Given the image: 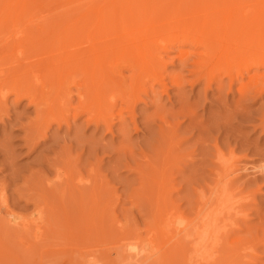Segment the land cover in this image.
<instances>
[{
	"label": "rangeland",
	"instance_id": "rangeland-1",
	"mask_svg": "<svg viewBox=\"0 0 264 264\" xmlns=\"http://www.w3.org/2000/svg\"><path fill=\"white\" fill-rule=\"evenodd\" d=\"M21 1L28 2L30 6L27 12L18 11V13H20V24L18 23L19 25L16 27L18 32H16L17 30L14 31L16 28H12V24L0 27V58H3V61L10 57L9 55L11 52L6 44H9L8 41L11 37L15 38L18 33L20 38L17 39V36L16 40L22 38V43V40L25 41L28 37L29 31L36 30L37 26L46 31L54 20L75 13V10L66 8L69 0ZM226 1L227 0L223 2V5L226 4ZM229 3L230 0H228L226 6ZM189 4H192V2ZM223 5L221 6L222 13L219 12L220 14L216 17L217 26L215 29L218 32V40L223 39V32L225 29L223 20L231 14V11H229L226 6L223 7ZM176 7L177 6L173 8L176 9ZM215 9L221 11L218 5ZM242 12L243 18L246 20L250 15L249 3L243 4ZM184 14L186 15L188 13H182L183 18H185L184 21L182 16H180L179 20L181 19V26L188 22ZM0 15L9 18H13L14 16L10 15L9 12H0ZM171 17L170 20L172 19L173 21L166 19L167 22L165 21L164 23L161 20L160 22H162V24L160 25L159 23L158 27L153 26L154 29H149L148 24H146L147 27H144V29H149L148 31L144 30L145 33L157 34L152 35V37H154L152 41V43H154L153 48L157 52H161V55L166 56L164 59L165 84L167 86L166 94L161 93L160 89H157L158 87L155 86V89H157L155 93H146L145 90L146 95L144 92L141 94V91L138 93L139 95L136 96V99L142 96V99L140 98L139 100V102L141 100L142 102H137L133 107L132 105L129 106L132 103L127 104V101L123 97L126 95L125 97L128 96L133 102L135 101V97L129 95V92H126V85L128 83V85H130V82L127 80V84H125L122 89L125 90L123 91L124 93L121 89L114 90L115 94L113 93L114 99L112 100L115 103L111 101L110 105L109 102L112 108L111 110L115 109L112 112L113 118L115 119L111 134L103 132L105 131L103 128L96 132L93 131L94 127L86 125L87 123L85 124V117L71 126V133H69L66 126L62 125V129L58 130L57 125L53 124L52 129L47 133L49 140L46 146L37 149L34 153L31 151V146L29 145L30 148L27 147L23 139H21L24 133L17 129L19 123H15L16 119H14L16 117L23 120L22 122L24 123L28 122L29 118L35 117L33 113L34 108L32 106H27V100L23 101L19 106H14V98L12 95L7 96V103L5 102V106L3 105L4 107H2V104L0 105V188L2 187L0 192L4 190V196L8 200V209L10 208V211L13 209L15 211L13 213L15 214L22 213V216L25 217L24 221H26L28 225L26 229L14 228L5 225V222L2 225L4 218H0V264H108L110 261L113 262L114 246L112 242L114 238H116L115 236H119L118 233L120 230L123 229L125 232H127V230L124 229H128L130 232L134 230L138 233L135 232V234L142 238H146V234L149 236H151L152 233L154 236L157 235L160 230L161 220L167 219L171 215H181L184 218H188L194 214L195 206L199 200L197 191L202 188L207 192V183H212V175L209 173L212 167H216L215 144H217L221 148L222 153L225 154H223V156L226 166H229V169H234V173H230L231 177L237 178L232 186L233 189L230 187L231 191L228 195L231 199L230 201L228 197L230 203H227L228 205L225 203L220 210L225 214L229 211L228 214L230 217L228 218H230V221L232 220L231 222H233L234 219L237 220V222L246 219L252 221V225L258 224L257 226L259 227L264 226L262 225L264 224L262 223L264 222V213H262L264 212V178H262L264 175H260L256 170L258 166L264 164V125H262L264 124V110H262L264 109V98L254 100L252 98L255 96L254 94L245 95L246 98H241V94L238 91L240 88L239 81L233 82V88L231 87V90L227 89L226 87H228L229 80L223 74L224 71L213 77V67L206 70L204 69L206 66L208 67V65L205 66L206 62L204 66H199L201 67L200 69H196L199 68L198 66L192 67V65H190L192 61L188 63V67L191 69L195 68V70H199V72L202 71L201 69H204L203 72L205 73L213 69V71L210 72L213 78L209 75V72L206 74L201 72V74H203L201 76L202 81L192 87V82L196 80L199 74L195 72L192 74L190 70H184L183 64L179 60L180 52L187 53L188 51L190 52L192 48L187 45L182 46L180 45L181 43L173 44L174 47L169 46V48H171L169 50L170 52H164V50L159 48L161 47L160 45L164 44L161 43L163 39L166 42L172 39L171 36L173 34L177 33L176 29H178L179 21L177 18V21L174 20L173 14ZM116 18V20L113 18L115 20V27L117 28L115 31L119 34L116 38L117 41L111 43V45L115 47V51L111 55L114 59L109 60L108 64L114 65V63H116L120 68L124 67V65L120 64L119 52L127 48L123 46L132 45L135 40L136 44H138L137 40L141 42V39H137L135 34H131V32H133L131 24H127L124 29L123 27L126 25V21H120L118 17ZM33 21H36V23H32ZM173 23H175L177 28L171 26H175ZM200 25L201 29L199 25L194 27L196 28L194 32H197L198 35L206 32V29L202 27L203 24ZM31 26H34L35 29ZM162 26L163 28L161 29ZM155 27L158 28V30H156ZM39 28L37 27V29ZM166 29L168 32H166ZM11 30L13 36L10 34ZM161 30H164V33L162 32V34H159ZM173 31L174 33H172ZM19 32H22L21 34L23 35L20 36ZM126 32L130 33V36ZM165 33H170L171 35ZM215 35L216 34L211 31L208 33V38L213 36L215 39ZM160 36L162 39L158 38ZM155 37L158 40H156ZM180 37L182 36L179 35L178 38L180 39ZM105 38L106 35L102 36V38L100 36L99 41L102 39L101 43H106V39L108 38ZM10 40V45L12 44L11 42H13L12 46L14 47V45H16L15 40ZM250 41L251 36L247 35L244 37L241 48L236 49L238 55L230 56L229 63L227 62L229 65L234 62V65H232V76L235 79H241L243 83L249 82L248 76L250 74L244 75V77L241 78L236 77L237 67H239L237 65H243V63H236L232 58L236 57L237 61L243 62V58L246 55L245 52L247 51L246 47L249 46ZM158 43L160 44L156 47ZM216 46H218V51L221 50L220 52H224L225 48L228 49L227 44L225 48L220 45ZM15 47H19L16 49V52L18 51L16 57L18 55L21 57L22 55L20 59L15 57L16 62L18 59L19 61L22 60V63L25 64L24 61L27 60V57H24L26 52L24 46L17 45ZM157 48L161 51L157 50ZM204 49L202 47L197 49V51L199 50L198 53L203 52L204 54L207 50V54L205 53L207 57L212 49L209 51L207 48L206 50ZM49 51L54 50L48 49L47 52ZM6 57L7 59H5ZM35 57L39 58L41 55L37 56L36 53ZM43 58L47 57L43 55ZM1 60L2 59H0V61ZM199 61L203 62V60ZM227 63L225 62L224 64L222 62L219 63V65L223 64L221 67L223 68L227 67ZM26 64H28V61ZM117 69L112 74L113 78L122 77L123 75L126 76L127 79L129 78L128 76L131 75H129L130 72L125 70V68H121V73L122 69H124L123 73L118 74L120 70L117 71ZM241 72L244 73V70ZM173 78L174 80L181 79L180 81L182 84L180 87L172 82L174 81ZM210 78L213 79V81H211L212 84L210 85V89H206L205 85L208 81L210 82ZM220 78L222 79L221 82H223V86L217 85ZM145 88H149V86ZM74 92L75 90L73 89L72 93ZM2 93L5 95L6 91L3 90ZM116 93L117 96H115ZM114 106L115 108H113ZM131 108L134 111L130 112ZM192 113L195 115L194 118L187 117L188 115H193ZM131 119L135 120L138 127L137 132L130 123ZM122 120H126L131 125L128 129L129 132L122 131L120 128V122ZM165 120H167L166 127L168 129H165ZM163 121L165 122L163 123ZM69 123L72 124V120H70ZM160 124L164 125V129ZM158 129H161L165 134L160 135ZM129 135L130 138L128 137ZM69 140L71 142H69ZM60 143H63V145ZM70 143L72 146H70ZM65 145H67V147ZM70 147L73 148L70 149ZM92 148L94 152H91ZM68 149L71 152H67L66 150ZM57 152L58 154H56ZM142 152L145 157H143ZM78 156L81 157L80 160H78ZM96 160L97 162H95ZM89 163L92 165L90 166ZM9 167L11 169H9ZM66 168L67 170L65 171ZM62 169L64 172L61 171ZM162 171H165V189L164 195L160 196L154 178L155 176L157 178ZM60 173L62 174L57 178V174L59 175ZM64 173H69L67 176L70 178H65L66 176H64ZM78 173H80L82 177V183L78 184L81 189H79L74 181ZM61 176H64L62 178L66 180L61 179ZM247 178L249 180H247ZM62 180H64V182ZM81 185H83V188ZM93 196L96 197L97 203L98 200L100 201L98 207L102 210L98 208L96 211L95 209L97 207L92 208L91 197ZM43 201H45L44 204H42ZM89 208H92V210H89ZM257 210L260 213H258ZM2 212L0 214H2ZM245 214L246 217H244ZM256 214L257 216H255ZM26 216H28V218H26ZM0 217L3 216L0 215ZM235 220L234 222L236 223ZM90 221H92V223H90ZM132 234L131 235L135 238L134 233ZM137 235L135 239H138ZM128 236H130V234H128ZM257 251H259V255ZM257 251L253 259L251 255L249 256L251 260L249 261L248 258L247 264H255V261L256 264H264V258H261V256L264 257V253H262L264 252V246L259 247ZM252 260H254V262Z\"/></svg>",
	"mask_w": 264,
	"mask_h": 264
},
{
	"label": "bare ground",
	"instance_id": "bare-ground-1",
	"mask_svg": "<svg viewBox=\"0 0 264 264\" xmlns=\"http://www.w3.org/2000/svg\"><path fill=\"white\" fill-rule=\"evenodd\" d=\"M224 1L225 0H69L67 2L66 8L75 10V13L54 20L53 22H51V25H49L46 31L42 30V28H39V26H37L39 29H37L36 27V30H34L35 27L31 26L34 28L33 29L34 31L30 30L28 33V37L25 39V41L22 40V43H21L22 38L20 40H16L18 33L16 34V36L14 35L15 38L9 37L10 39L15 40L16 45H14L13 47L12 46L13 42H11L12 44L10 45L9 41L11 40L9 39L8 41L9 44L8 45L6 44V46L9 48V51L11 52V54L9 55L10 57L8 59L6 57L5 59L7 60L5 61H3V58H0L2 59L0 61V94L2 93L3 90L6 91L5 95H4L5 92L0 95V100L2 99L0 105L2 104V107H4L5 106L4 104L7 101V96L12 95L14 98L13 99L14 106L17 105L19 106L20 104L23 103V101L27 100L28 102L27 106L28 107L32 106L34 108L33 113L35 117L33 115L34 118L31 119L29 118V121L27 120L28 122L24 123L22 122L23 120H21L20 118H16V117L14 118L16 119L15 123H19L17 129H19L24 133V136H22L21 139H23L27 147L30 148L31 146V151H33L34 153L37 151V149L46 146V143L49 140V136H47V133L52 129L53 124L57 125L58 130L62 129V125L66 126L69 133H71L70 132L71 126L74 125L75 122L80 121V119L85 117V124L87 123L86 125H91L92 127H94L93 131L96 132L99 131L101 128H103L105 130L103 132H107V134L108 133L111 134L113 131L112 130L114 127L113 122L115 119L113 118L112 115L113 114L112 112L115 109L111 110L112 108L110 107L111 101L112 103H115L112 100L114 99L113 93L114 90L115 91L120 89L122 90L125 84H127L126 83L127 80L130 82V85H128L129 83L127 84L128 86L126 85V89H127L126 92L127 93L129 92V95L135 97L134 102L131 101L130 100L131 98L129 99L128 96L127 99V97H125L126 95L123 97L127 101V104L132 103L129 106L132 105L133 107V105L137 104V102L138 103L142 102V100L139 102L142 96L136 99V96H138L139 95L138 93H140L141 91H142L141 94H143V92L145 93V90L146 93L149 92L155 93L157 89H160L161 93L166 94L167 86L165 84L166 76L164 71V66H165L164 59L166 56L161 55V52H157L153 48L154 43H152V41L154 37H152V35H157V34L149 33V32L145 33L144 30L148 31L150 28L154 29L153 26L158 27L159 23L161 25L162 22L164 23L165 21L167 22L166 19L170 20L172 14L175 18L174 20H176V18L178 19L179 21L178 23L180 27L178 26V29H176L177 33L171 36L172 39L166 42L164 39L162 40L163 42L160 41L161 43L164 44H162L163 47L162 45H160L162 48L161 47L159 48L164 50V52H170L169 50L171 48H169V46L174 47L173 44L175 43H181L180 45L182 46L187 45L188 47L192 48L190 52L188 51L187 53L186 52L179 53V60L182 62L184 70H188V71L190 70L192 74L194 72L199 74L196 80L192 82L191 84L192 87H194L193 85L198 84L199 82L202 81L201 76L203 74L209 72V71L206 73L203 72L204 69L206 70L208 68L213 67L214 71L213 69L210 71V72L213 71L212 72L213 77H215L214 75L220 74L222 71H224L223 74L229 80L228 81L229 83L227 85L228 87H226L227 89L231 90V87L233 88L232 86L233 82L239 81L240 88L238 91L241 94V98L242 97L246 98L245 95L248 96L249 94L255 95L254 97H252L254 100L257 99L259 100L261 98H264V0H230V3L227 6L226 4L228 0L226 1V4L223 5ZM191 2L192 4H189ZM244 3H249V10H250V15L246 18V20L243 18V12H242V7ZM217 5L220 6V9L222 5L223 7L226 6L227 9L231 11V14L226 19L223 20V22L225 23V29L223 32L222 40H218L217 37L218 32L215 29L217 26L216 17L218 16V14L222 13V9L221 11L215 9ZM29 6L30 5L26 1L22 2L21 0H0V12H9L10 15H14L13 18L0 15V27L1 26L4 27L5 25L12 24L11 25L12 28L15 29L20 24L19 23L20 13H18V11L27 12L29 11ZM175 6H177L176 9L173 8ZM182 13H188L186 15L184 14V16L187 17L188 22H186L185 25L182 24L181 26L180 24L181 19L179 20V18L180 16H182L183 18ZM116 17H118L120 21H124V20L126 21L125 22L126 25H124L123 27L124 29L126 28L125 26H127V24H131L133 29L132 30L133 32H131V34L133 33L136 35L137 39H141V42L137 40L138 44H136V40L134 38L135 42L132 45L130 44L128 46H123L124 48L126 47L127 48L119 52L120 64L124 65V67H120V68L118 65H116V63H114V65L108 64L109 60L114 59L113 57H111V55L115 51L114 50L115 47L111 45V43L117 41L116 38L117 35L119 34V33L117 34V32L115 31L117 30V28L115 27L116 25L114 24L115 20L117 19ZM113 18L116 19L114 20ZM161 20L162 22H160ZM184 20L185 18H183V21ZM34 22L36 23V21H33L32 23ZM146 24L149 25L148 30L144 29V27H147ZM173 24L175 25V23ZM200 24H203L202 27L206 29V32L200 33L198 35L197 32L196 33L194 32L196 30V28L194 27L196 25H199L200 26L199 28L201 29ZM171 26L173 28H177L176 25L175 26L171 25ZM162 28L163 26L161 27V29ZM16 30L17 28L14 31ZM156 30H158V28H156ZM211 31L214 34H216L215 39L213 38V36H210L208 38V33ZM16 32H18V30ZM156 32H160V31H156ZM162 32L164 33V30L163 31L161 30L159 34H162ZM166 32H168L167 29ZM19 33L20 36L23 35L21 34L22 32ZM172 33H174V31ZM10 34L12 35V30ZM127 34L129 35L130 33ZM99 35L101 36V38L102 36L106 35V38H108V39L105 38L106 43L105 42L101 43L102 39L101 41H99L100 40ZM179 35L182 36L180 37V39L178 38ZM247 35L251 36V41L249 46L246 47L247 51L245 52L246 55L243 58V62L237 61L236 57L232 58L233 61H235L236 63H243V65H237L239 67H237L238 70L236 77L241 78L244 77V75L250 74L248 76L249 82L243 83L241 79L240 80L238 78L235 79L232 76V65H234V62L230 63V65L228 63L230 60V56L238 55L236 49L241 48V43L243 41V38L246 37ZM19 38L20 37L18 36L17 39ZM158 38L162 39L161 36ZM156 40L158 39L156 38ZM159 44L160 43L156 44L157 45L156 47H158ZM226 44L228 45V49L225 48ZM17 45L24 46L25 48L26 52L24 57H27L26 58L27 60L24 61L25 64L22 63V60L20 61L18 60L22 57V55L21 57H19V55L16 57V53L18 52V51L16 52V49L19 48V47H15ZM216 45L223 46L225 48V51L224 52H220L221 50L218 51L217 49L218 46ZM202 47L203 49L205 48L204 50H206L207 48L208 51L212 49L210 53L207 55V57H206L207 50L205 51L206 54L205 53L203 54V52L198 53L199 50L197 51V49ZM159 48H157V50L161 51ZM48 49L54 51L47 52ZM36 53L37 56L41 55L42 58L35 57ZM43 55L47 58H43ZM15 57L18 58L17 62ZM199 60H203V62ZM27 61L28 64H26ZM189 62H191L190 65H192V67L204 66L206 62L205 66L208 65V67L206 66V68L201 69L202 70L201 72H203V74H201L199 70H195V68L191 69L190 67H188ZM222 62L224 64L225 62L226 63L228 62L226 65L227 67L221 68L223 64L219 65V63ZM121 68H125V70L130 72L129 75L130 74L131 75L128 76L129 78L126 79V76L123 75H122L123 78L120 77L119 75H117L119 76L118 78L112 77L114 71L116 69L117 71H119ZM200 68L201 67L196 69H200ZM123 70L124 69H122V73ZM242 70H244V73L241 72ZM210 72L209 75L211 76ZM120 73L121 70L118 72V74ZM212 78H210L211 80L209 79L210 82L208 81L206 83L205 85L206 89L207 88L210 89V85L212 84L211 81H213ZM180 80L177 79L174 80L175 82L174 81L172 82L180 87V85L182 84ZM221 80L222 79L220 78L219 82H217L218 86H223V82H221ZM146 86H149V88H145ZM155 86H157L158 88L155 89ZM71 89L72 92L73 89L75 90V92L72 93ZM123 91L125 90H122V92ZM115 96H117V93ZM113 108H115V106ZM132 111L134 110H132L131 108L130 112ZM187 117L194 118L195 115L194 114L188 115ZM133 119H131L130 123L137 132L138 127L135 123V120ZM70 120H72V124L69 123ZM165 121L166 123H164ZM165 121H163V123L166 127L167 120ZM161 124L160 126L164 129L163 127L164 125ZM131 125L126 120L125 121L122 120L120 122V128L122 129V131H128ZM165 129L168 128L166 127ZM158 131L160 135L165 134V132H163L161 129H158ZM71 135L74 136L73 134ZM128 137L130 138V135ZM69 142L71 141L69 140ZM61 145H63V143ZM65 146L67 147V145ZM70 146H72V144ZM72 148L70 147V149ZM214 150L216 156V160H215L216 167L215 166H214L215 168L212 167L209 173L210 175H212L211 177L212 183L210 184L207 183L206 185L207 192H205V190L202 188L199 191H197L199 195V200L195 206L194 214L188 218H184L181 215L180 216L171 215L167 219L161 220V225L159 227L160 230L155 236L152 233L151 236L146 234V238H142L138 236L137 235L138 233L132 229H130L132 230L131 232L128 229H124L127 230V232L123 231V229L120 230V232L118 231L119 236H115L116 238H114V241L112 242L114 246L113 248L114 259L113 262L110 261L108 264H168V263L169 264H180V263L181 264H247L248 263L247 259L249 258L250 255L253 259V256H255L256 254L255 252L257 251V249L259 247L264 246V226L259 227L257 226L258 224L252 225L253 224L251 223L252 221L246 219L241 220L240 222H237V220L234 219L236 223L234 222V220L233 222H231L232 220L230 221V218H228L230 217L228 214L229 211L228 213L226 212L227 214H225L220 210L225 203L226 205L230 203L231 199L228 195L231 189H233L232 186L237 178L231 177L230 173L231 172L234 173L233 172L234 169H229V166H226V162L223 156L224 153H222L221 148L217 144H215ZM66 151L68 152L70 150L68 149ZM91 152H94L93 148ZM56 154H58V152ZM95 154L98 155L97 153ZM142 155L143 157H145L143 152ZM80 159L81 157L78 156V160ZM95 162H97V160ZM9 169L11 168L9 167ZM66 170L67 168L65 169V171ZM256 170L260 175H264V164L258 166ZM61 171L64 172L63 169ZM61 174L62 173H60L59 175L57 174V178H59ZM68 174L66 173L64 176H66L65 178L69 179L70 177L67 176ZM164 175H165V171H162L161 174L157 176V178L156 176L154 178L160 196L164 195V189H165ZM64 176H61L60 178L66 180L65 178H62ZM64 180L62 181L64 182ZM247 180L249 179L247 178ZM74 181L76 182V185L82 183V177L80 173H78ZM81 186L83 188V185ZM78 187L79 189H81L79 185ZM230 187L232 188L230 189ZM3 191L0 192L1 193L0 209L3 210V212L2 210H0V213L2 212V214L0 215L3 216L0 218H4L5 220L2 221V225L5 222L6 223L5 225H8L10 227L26 229L28 225L26 221H24L25 217L22 216V213L20 212H19L20 214H15L13 213L15 212L13 209L12 211H10V208L8 209L7 207L8 200L4 196ZM91 199L93 205L91 206L92 208L97 207L95 209L97 211L99 208L98 205L100 204L99 203L100 201L97 199L99 203L98 204L96 202L95 196L91 197ZM225 201H229V202H225ZM44 202L45 201H43V203L42 202L40 203L44 204ZM92 208H89V210L90 209L92 210ZM258 213L260 212L258 211ZM258 215L262 216L261 214ZM255 216H257V214ZM244 217H246V214L244 215ZM26 218H28V216H26ZM90 223H92V221H90ZM226 226L229 228H227ZM135 232L137 234H135ZM127 233L130 234V236H128ZM132 233H134L135 238L137 235L138 239H135L132 236L133 235ZM126 235L129 238H127ZM258 252L259 251H257V254ZM250 258L248 259L249 261L251 260ZM261 258L264 257L261 256ZM252 261L254 262V260Z\"/></svg>",
	"mask_w": 264,
	"mask_h": 264
}]
</instances>
